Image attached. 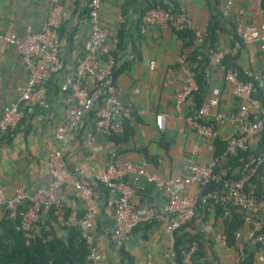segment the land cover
Here are the masks:
<instances>
[{
  "label": "built area",
  "instance_id": "obj_1",
  "mask_svg": "<svg viewBox=\"0 0 264 264\" xmlns=\"http://www.w3.org/2000/svg\"><path fill=\"white\" fill-rule=\"evenodd\" d=\"M63 0H48L50 5L46 19L38 31L18 38L8 33H0V41L10 46L19 56L26 72V81L19 89L14 103L5 106L0 115V139L14 131L24 117V108L39 103L47 94L46 84L63 68L61 58L62 40L59 30L63 24ZM133 1V0H127ZM226 16L233 0H219ZM104 0L87 1L88 37L73 73L64 78L68 88L66 96L65 119L57 124L54 131L56 147L49 153L47 168L51 183L31 195L22 188L11 193L0 187V210L8 213L11 220L18 219V229L25 237H30L34 226L52 208H56L60 226L75 227L88 246L86 264H105L98 255L94 244V224L100 206L94 188L84 184L76 172H70L63 155L71 134H76L91 116L93 130L86 135V144L94 148L96 138L105 139L106 163L94 171V183L103 185L111 196L109 205L113 209V235L116 247L122 248L129 240L133 230L146 223L161 220L167 216L164 233L169 237V245L164 253L165 264H202L197 261L198 243L190 242L177 252L175 233L185 227H194L207 242L234 253L232 264H247L246 245H254L253 260L250 264H264V197L258 196V186L264 189V147L260 154H248L239 158L236 172L219 170L220 160L238 152L249 153L251 143L260 140L264 134V71L261 73L243 70L245 80L236 71L225 70L223 61L227 57L238 56L243 45H257L264 58V8L262 0H254L255 15L260 18L257 24L243 20L235 22L233 41L229 45L207 51V68L218 67L223 70V80L231 87L233 96L241 106L226 115L217 110L218 99L209 98L201 104L195 100L199 86L195 79L197 64L188 65L189 49L184 48L177 59L178 64L188 65L189 70L180 89L174 95V108L181 111L186 127L198 138L213 143L220 138L225 143L221 158L212 157L205 163L187 160L180 173L162 177L157 172L146 169V164L134 165L129 161H117V145L109 139L112 135L124 133L126 110L118 97L114 80L117 62L113 58L106 41L113 35L101 18ZM124 22L119 18V23ZM150 27L174 32L191 31L192 42L196 47L205 44L208 36L207 24L196 25L188 16L182 4L164 8L155 6L146 10L140 17V33L145 34ZM183 43V41H182ZM201 56H197L200 59ZM165 114H156L155 127L163 130ZM229 124L233 132L220 137L218 126ZM213 152V145L210 146ZM237 177H234V176ZM130 177V181H124ZM140 181L153 185L166 196L163 210L155 212L151 208L134 209L130 200ZM215 184L219 190L203 193L204 188ZM195 186L197 192L188 194L187 188ZM71 188L81 202L83 214L74 221L64 217L62 204L56 198L57 190ZM224 208L221 219L234 209L239 213L241 228L234 233L236 248L227 245V236L219 230L215 221L214 206ZM207 213V215H205Z\"/></svg>",
  "mask_w": 264,
  "mask_h": 264
},
{
  "label": "crops",
  "instance_id": "obj_2",
  "mask_svg": "<svg viewBox=\"0 0 264 264\" xmlns=\"http://www.w3.org/2000/svg\"><path fill=\"white\" fill-rule=\"evenodd\" d=\"M87 1H62L64 20L59 35L63 44V68L51 79L50 84L52 90L57 86L60 92L54 95L46 87L45 98L26 106L20 125L0 139V187L9 193L22 188L31 195L51 183L47 160L49 153L56 147L55 127L65 119L68 88L63 80L73 73L88 37ZM178 1L196 25H208L210 9L215 0ZM127 2L104 0L101 9L103 24L113 32L106 44L117 62L115 82L119 100L126 110L124 121L130 132L127 142L117 150V161H129L134 165L144 163L147 170L157 172L162 177L174 176L180 173L181 166L187 160L196 163L210 160L213 157L210 148L213 143L198 138L186 127L183 119L185 108L179 112L174 108V95L189 70L188 65L177 62L183 49L181 39L176 33L157 27L148 28L145 34L140 33V9ZM219 7L222 8L221 3ZM49 9L48 0H0V33L23 38L38 31ZM254 10V0H233L229 15L234 22L243 20L257 24L260 18ZM120 17L124 20L122 24L119 23ZM121 25H127L129 37L118 51L117 33ZM225 30L228 31L227 26ZM227 31L219 37L220 46L231 43ZM69 40L70 48L66 46ZM237 63L243 70L264 71V58L257 45H243ZM26 77L19 56L0 41V115L5 106L15 102ZM206 82L204 100L217 98L218 111L228 115L241 106V102L233 96L231 87L224 82L222 69L208 68ZM160 113L166 116L163 130L158 131L154 117ZM93 124L94 119L89 116L83 127L70 135L63 155L68 170L76 172L82 183L95 190L100 212L93 233L100 260L105 264H125L113 235V209L109 205L112 198L108 191L103 193L94 183V171L106 163L108 153L102 137L96 138L94 148L86 144V135L93 130ZM217 128L221 138L233 132L229 124ZM260 143V140L252 141L251 151L259 150ZM123 180L129 182L130 177ZM186 192L195 194L197 188L190 186ZM56 198L67 214L66 220L74 221L83 214L81 202L71 188L57 190ZM165 202V194L145 181H140L130 200L134 209L143 210L147 207L159 213ZM3 214L0 210V219ZM167 221V216H164L159 221L140 225L132 232L123 249L133 257V264H165L163 256L169 245V237L163 229ZM210 246L212 249L208 250L206 257L208 264L233 263L234 253L231 250L213 244Z\"/></svg>",
  "mask_w": 264,
  "mask_h": 264
},
{
  "label": "trees",
  "instance_id": "obj_3",
  "mask_svg": "<svg viewBox=\"0 0 264 264\" xmlns=\"http://www.w3.org/2000/svg\"><path fill=\"white\" fill-rule=\"evenodd\" d=\"M129 5L135 4L140 9L141 15L149 8L155 6L168 7L169 5L179 6L178 0H133L127 2ZM220 1L215 0L213 7L210 9L211 16L208 28V36L206 42L201 47L193 45L191 31L174 32L178 35L179 39L183 41V49L190 50L188 57V65L197 64L195 69V79L199 86V91L195 94V100L198 104L203 103L205 95L207 93V82L205 80L204 71L207 68L208 59L206 57L207 51L210 49H216L220 47L219 37L228 27L227 33L230 36L231 43L234 35L235 22L231 19L229 13L225 16L222 8L219 7ZM262 7L264 8V0H262ZM140 22V21H139ZM129 29L127 25H121L117 33V50H121L129 37ZM140 31V30H139ZM60 32V30H59ZM68 48L71 47V40L66 44ZM182 49V51H183ZM113 56V55H112ZM197 56H201L197 59ZM237 57H227L223 61V67L225 70L236 71L242 80H245L243 76V69L237 63ZM114 58V57H113ZM55 77V76H54ZM116 77V70L114 72V80ZM53 79V77L51 78ZM51 79L47 82L46 87L52 91L54 95L60 92V89L54 87L52 90ZM124 133L120 135H112L109 137L119 148V146L127 142L130 132L125 121ZM260 148L256 152L250 151L249 153L238 152L236 156L228 155L220 160L219 170L226 171L228 167H231L226 173L230 176L232 172H236L239 164V158L245 157L248 154L258 155L261 153L264 147V134L260 139ZM225 151V143L217 138L213 141V157L221 158ZM234 177H237L236 175ZM97 189L105 193L107 190L101 184H96ZM219 185L211 184L204 188L203 193L219 190ZM95 191V190H94ZM107 193V192H106ZM258 196L264 197L263 186H258ZM64 211V209L62 208ZM56 208H52L45 216L35 224L34 230L30 237H25L23 233L18 229L19 221L11 220L8 217V213L4 212L3 218L0 219V264H86V258L89 252L88 246L85 241L80 237L79 231L75 227L60 226L57 221ZM224 212V208L218 205L214 206L215 221L219 225V230L227 236V245L231 249L236 248V240L234 233L238 231L242 224L239 218V213L234 209H231V213L228 217L221 219V214ZM207 215V213H205ZM82 216V215H81ZM64 217L67 219V214L64 212ZM143 225V224H142ZM136 229V228H135ZM135 229L133 231H135ZM194 227H185L178 230L175 237V248L177 252L184 248L192 241L198 243L197 261L202 264H208L206 260L208 250L212 249L211 244L207 242L202 236H200ZM63 233V234H62ZM209 244V246L207 245ZM256 248L254 245H246L245 247V260L247 264H250L253 260V251ZM121 259L125 264H133V257L122 248L119 249Z\"/></svg>",
  "mask_w": 264,
  "mask_h": 264
}]
</instances>
